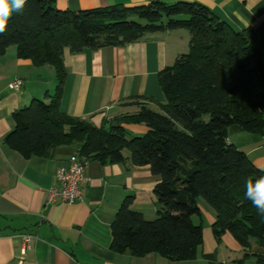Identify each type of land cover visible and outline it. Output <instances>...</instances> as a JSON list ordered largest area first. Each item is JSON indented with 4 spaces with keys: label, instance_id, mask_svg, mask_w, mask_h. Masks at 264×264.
<instances>
[{
    "label": "trees",
    "instance_id": "trees-1",
    "mask_svg": "<svg viewBox=\"0 0 264 264\" xmlns=\"http://www.w3.org/2000/svg\"><path fill=\"white\" fill-rule=\"evenodd\" d=\"M56 0H27L0 34V54L14 46L19 58L51 65L56 88L13 114L5 142L22 156H48L60 146L101 162L148 166L158 178L153 192L159 210L153 219L131 209L126 196L110 224L109 247L116 253H158L174 261L194 259L202 244L201 197L215 213L211 229L230 233L243 247L264 246V215L246 199L245 182L264 175L246 153L227 141L228 128L264 133V22L236 30L206 5L188 0L92 9L61 10ZM183 28L187 52L158 72L164 96L154 111L140 105L95 126L60 110L66 76L62 56L85 48L122 46L148 33ZM123 123L144 124L143 135H128ZM256 259L264 264V256Z\"/></svg>",
    "mask_w": 264,
    "mask_h": 264
},
{
    "label": "crops",
    "instance_id": "crops-1",
    "mask_svg": "<svg viewBox=\"0 0 264 264\" xmlns=\"http://www.w3.org/2000/svg\"><path fill=\"white\" fill-rule=\"evenodd\" d=\"M152 1L156 0H56L54 5L77 10ZM188 1L206 5L236 30L257 28L264 22V0ZM188 41V31L179 28L148 33L122 46L75 53L65 48L60 110L100 126L104 120L136 111L140 105L132 102L134 98L152 109L155 103L146 98L164 101L158 72L187 52ZM14 78L22 80L18 90L8 87ZM56 83L51 65L36 66L28 58H19L14 46L0 54V264H17L20 256L21 264H261L256 256H264V246L254 240L243 247L230 233L216 239L211 229L214 210L199 198L200 213L192 215V221L202 225V244L194 259L174 261L158 253L136 256L111 250L110 224L126 196L133 197L131 209L145 219L155 218L159 210L153 192L158 178L148 166L132 165L129 152L124 151L122 162L90 159L85 170L88 180L80 187L82 198L46 205V190L56 184V171L67 164L73 145L60 146L45 157L25 158L6 144L5 137L14 127L13 114L35 99L47 100ZM122 126L130 136L147 131L144 124ZM229 129L227 141L264 169V133ZM21 234L36 236L24 253Z\"/></svg>",
    "mask_w": 264,
    "mask_h": 264
},
{
    "label": "built area",
    "instance_id": "built-area-1",
    "mask_svg": "<svg viewBox=\"0 0 264 264\" xmlns=\"http://www.w3.org/2000/svg\"><path fill=\"white\" fill-rule=\"evenodd\" d=\"M22 84L20 78H14L8 83V87L12 90H18ZM88 157L79 153L72 152L68 155L67 164L60 166L55 174L56 184L49 186L46 190L45 204H54L56 202L71 204L82 198L81 184L86 182L88 178L85 170L88 165ZM23 244L22 253L29 247V243L33 238L32 234L19 235ZM19 257L17 264H21Z\"/></svg>",
    "mask_w": 264,
    "mask_h": 264
},
{
    "label": "clouds",
    "instance_id": "clouds-1",
    "mask_svg": "<svg viewBox=\"0 0 264 264\" xmlns=\"http://www.w3.org/2000/svg\"><path fill=\"white\" fill-rule=\"evenodd\" d=\"M27 0H0V34L4 33L10 17L14 12L21 13ZM245 197L257 209L258 213L264 215V175L255 181L251 178L245 182Z\"/></svg>",
    "mask_w": 264,
    "mask_h": 264
},
{
    "label": "rangeland",
    "instance_id": "rangeland-1",
    "mask_svg": "<svg viewBox=\"0 0 264 264\" xmlns=\"http://www.w3.org/2000/svg\"><path fill=\"white\" fill-rule=\"evenodd\" d=\"M163 96V95H162ZM163 98H164V96H163ZM158 102H161L160 100H157ZM155 104H154V106H151L152 107V110H154V111H160L159 109H158V106H157V103L156 102H154ZM230 133V129L228 128V134ZM233 137H234V135H233ZM75 145H73V148L75 149V147H74ZM128 150H125V153L126 154H128ZM199 200H201L202 202H205L201 197H199ZM206 204V203H205Z\"/></svg>",
    "mask_w": 264,
    "mask_h": 264
}]
</instances>
